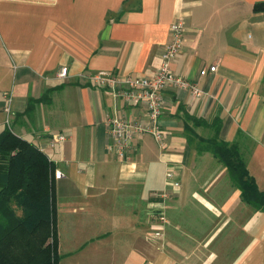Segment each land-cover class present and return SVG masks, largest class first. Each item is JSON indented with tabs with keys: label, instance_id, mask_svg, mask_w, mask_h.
Listing matches in <instances>:
<instances>
[{
	"label": "crops",
	"instance_id": "1",
	"mask_svg": "<svg viewBox=\"0 0 264 264\" xmlns=\"http://www.w3.org/2000/svg\"><path fill=\"white\" fill-rule=\"evenodd\" d=\"M262 1L0 0V132L8 125L61 172L53 171L58 252L64 234L80 239L69 253L82 264H264V211L197 149L219 120L218 139L238 145L264 191V14L254 10ZM173 21L184 29L171 70L201 95L167 86L161 141L136 134L119 157L108 148V119L146 124L147 108L126 105L92 76L113 74L117 89L153 76ZM210 65L216 70L202 75ZM55 134L66 138L50 146Z\"/></svg>",
	"mask_w": 264,
	"mask_h": 264
},
{
	"label": "trees",
	"instance_id": "2",
	"mask_svg": "<svg viewBox=\"0 0 264 264\" xmlns=\"http://www.w3.org/2000/svg\"><path fill=\"white\" fill-rule=\"evenodd\" d=\"M254 10L264 14V1ZM194 123L207 125L196 118ZM211 126L214 137L199 138L198 151H210L242 199L264 211V191L248 174L238 145L218 139L219 120ZM53 171V162L32 142L8 125L0 132V264H58Z\"/></svg>",
	"mask_w": 264,
	"mask_h": 264
},
{
	"label": "built area",
	"instance_id": "3",
	"mask_svg": "<svg viewBox=\"0 0 264 264\" xmlns=\"http://www.w3.org/2000/svg\"><path fill=\"white\" fill-rule=\"evenodd\" d=\"M183 25L181 21H173L169 27V40L164 45L161 52V61L151 77L136 76L135 78H128L126 80L127 87L117 89L116 84L118 77L108 72H97L92 76L93 81L100 87L108 89L117 97L124 100L128 106H138L141 103L146 105L145 117L147 123L141 122L137 118H132L126 114L114 115L108 119V133L110 142L108 148L112 149L119 157H124L127 150L132 146L133 137L136 134L151 133L158 142L161 141V132L158 125V118L162 109V98L165 88L173 85L178 89L189 90L193 96H200L201 90L195 86L193 82L183 78L180 75H175L171 70L172 58L180 51L182 47ZM216 65L203 67L200 73L203 75L209 71H215ZM68 73L67 66H62L58 71V76L66 77ZM6 100L5 111L9 112V104L12 99V94L4 95ZM66 136L64 134H55L51 138L49 145L54 146L56 143L63 142ZM172 171L166 172L167 183L176 188L179 183L172 180ZM54 177H61V172L54 171ZM166 192L160 194V197L165 198ZM162 231L156 229L154 237H160Z\"/></svg>",
	"mask_w": 264,
	"mask_h": 264
},
{
	"label": "rangeland",
	"instance_id": "4",
	"mask_svg": "<svg viewBox=\"0 0 264 264\" xmlns=\"http://www.w3.org/2000/svg\"><path fill=\"white\" fill-rule=\"evenodd\" d=\"M0 122L5 123V113L0 111ZM56 208V207H55ZM55 229H56V235H57V252H58V234H57V223H56V209H55ZM80 239L73 240L71 238H68V236H64L62 234L60 238V242H62V245L60 244L59 248V264H82V257L83 255L76 256V253H69V250L73 249L72 245H74L76 242H78Z\"/></svg>",
	"mask_w": 264,
	"mask_h": 264
}]
</instances>
